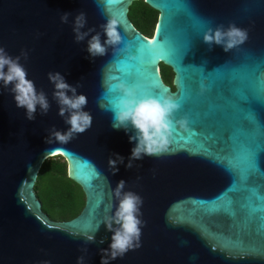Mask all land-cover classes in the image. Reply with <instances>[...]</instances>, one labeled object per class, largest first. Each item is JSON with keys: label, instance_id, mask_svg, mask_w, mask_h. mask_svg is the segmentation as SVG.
Returning <instances> with one entry per match:
<instances>
[{"label": "water", "instance_id": "95a60500", "mask_svg": "<svg viewBox=\"0 0 264 264\" xmlns=\"http://www.w3.org/2000/svg\"><path fill=\"white\" fill-rule=\"evenodd\" d=\"M134 1L0 0V47L13 57L28 51L21 63L51 105L47 115L38 106L29 121L0 84V264H77L83 247L85 264H101L113 235L103 222L118 205L122 179L124 191L143 198L146 224L141 246L110 264H264V0H145L159 11L153 38L130 19ZM81 11L82 31L95 27L103 42L100 25L115 17L124 41L92 58L87 40L95 32L74 40L71 21ZM233 23L247 31L242 45L225 51L204 42L209 28ZM162 63L174 72L175 90ZM56 71L81 85L77 94L87 96L84 111L93 118L68 143L48 142L53 126L62 133L70 127L53 99L48 73ZM116 78L139 97L172 96L180 104L167 153L144 156L131 169L134 130L113 127L117 94L109 85ZM113 153L125 158L116 174ZM55 155L85 193L82 211L65 221L52 219L35 191L40 168ZM98 223L96 242L85 244Z\"/></svg>", "mask_w": 264, "mask_h": 264}, {"label": "clouds", "instance_id": "9594fccd", "mask_svg": "<svg viewBox=\"0 0 264 264\" xmlns=\"http://www.w3.org/2000/svg\"><path fill=\"white\" fill-rule=\"evenodd\" d=\"M70 16L69 12L62 13L61 23L68 24ZM71 23L74 40L77 43L85 41L91 33L95 32V35H91V38L87 40L86 50L92 58L105 55L109 46L115 49V46L124 41L119 31V21L115 17H110L107 23L100 25L107 37L103 42L101 32H97L95 27L82 31L87 24L84 12L77 14ZM247 38V31L234 23L227 28L223 25L215 30L209 28L203 36L205 43L210 46L221 45L225 51L242 45ZM28 57L27 50H21L19 55L13 57L4 47H0V84L13 94L18 108L26 109V118L32 121L36 119L38 106L40 114L47 115L51 105L46 93L43 90L38 91L35 82L28 78L27 69L21 63L22 59L27 61ZM48 78L54 85L53 99L59 106L58 115L63 117L65 124L70 126L65 133L53 126L49 130L48 142L51 143L55 138L59 142L68 143L75 135L83 133L92 126V115L84 111L88 98L84 94H77V88L81 85H70L59 71L49 72ZM109 90L117 94V102L112 107L113 127L123 128L125 131L131 127L134 130L129 140L135 142V146L132 148L126 167L131 169L134 161L142 160L144 156L160 157L166 154L175 128L174 116L180 104L172 96L139 97L127 81L119 78L109 85ZM69 92L71 95L68 94ZM124 160L125 158L119 153H113V156L109 157V169L113 174L119 171L118 164H123ZM125 185L126 181L123 179L117 184L114 195L118 205L110 206L115 208L114 214L108 218L107 222H103L113 235L109 247L101 249V264H110V261L118 257L122 258L128 251L141 246L142 226L146 224V221L142 219L143 198L136 192L124 191ZM113 225L117 227L114 228ZM99 226L100 223L91 234L84 235L85 244L96 242L95 233ZM99 243L103 244L104 240L101 239ZM81 251L85 255L77 258V264H85L88 249L83 247ZM41 264H50V262L43 261Z\"/></svg>", "mask_w": 264, "mask_h": 264}, {"label": "trees", "instance_id": "16d2710c", "mask_svg": "<svg viewBox=\"0 0 264 264\" xmlns=\"http://www.w3.org/2000/svg\"><path fill=\"white\" fill-rule=\"evenodd\" d=\"M129 17L134 25L148 37H153L159 11L145 0H136L130 6ZM162 75L166 81L173 78L174 72L164 66ZM35 191L43 204V210L54 220L65 221L76 217L85 205L82 187L69 175V165L62 155L46 159L40 168Z\"/></svg>", "mask_w": 264, "mask_h": 264}, {"label": "flooded vegetation", "instance_id": "af4514ba", "mask_svg": "<svg viewBox=\"0 0 264 264\" xmlns=\"http://www.w3.org/2000/svg\"><path fill=\"white\" fill-rule=\"evenodd\" d=\"M164 66H167V65H165V64H163V63L160 65L161 74H162V71H163ZM168 67H170V66H168ZM170 68H171V67H170ZM171 70H172V68H171ZM162 77H163V75H162ZM163 79H164V81H165L168 85L171 86L172 90H175L174 76H173V78H172L171 80H169V81H166L164 77H163Z\"/></svg>", "mask_w": 264, "mask_h": 264}, {"label": "snow or ice", "instance_id": "6c2138e0", "mask_svg": "<svg viewBox=\"0 0 264 264\" xmlns=\"http://www.w3.org/2000/svg\"><path fill=\"white\" fill-rule=\"evenodd\" d=\"M107 2H108L110 5H114L115 3H118V0H107Z\"/></svg>", "mask_w": 264, "mask_h": 264}, {"label": "rangeland", "instance_id": "374dc122", "mask_svg": "<svg viewBox=\"0 0 264 264\" xmlns=\"http://www.w3.org/2000/svg\"><path fill=\"white\" fill-rule=\"evenodd\" d=\"M153 37H154V36H153ZM153 37H152V38H153Z\"/></svg>", "mask_w": 264, "mask_h": 264}]
</instances>
